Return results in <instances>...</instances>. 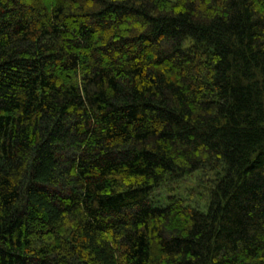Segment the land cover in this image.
<instances>
[{
	"label": "trees",
	"instance_id": "16d2710c",
	"mask_svg": "<svg viewBox=\"0 0 264 264\" xmlns=\"http://www.w3.org/2000/svg\"><path fill=\"white\" fill-rule=\"evenodd\" d=\"M0 264H264V0H0Z\"/></svg>",
	"mask_w": 264,
	"mask_h": 264
},
{
	"label": "rangeland",
	"instance_id": "374dc122",
	"mask_svg": "<svg viewBox=\"0 0 264 264\" xmlns=\"http://www.w3.org/2000/svg\"><path fill=\"white\" fill-rule=\"evenodd\" d=\"M217 177L213 173H208L206 171H196L191 176L185 178L184 180L176 181L165 188H163V192L153 198L150 196L152 202L151 205L154 207H165L167 205L169 195H177L186 198L188 205L197 208L199 211L206 213L208 198L206 191L201 187L204 186L208 181L215 180Z\"/></svg>",
	"mask_w": 264,
	"mask_h": 264
}]
</instances>
